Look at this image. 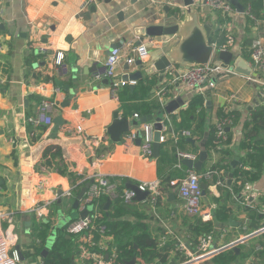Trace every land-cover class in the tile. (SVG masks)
<instances>
[{"label":"crops","instance_id":"1","mask_svg":"<svg viewBox=\"0 0 264 264\" xmlns=\"http://www.w3.org/2000/svg\"><path fill=\"white\" fill-rule=\"evenodd\" d=\"M116 1L0 0V24H3L0 28L2 45L0 49V211L12 216L14 223V230L10 229L12 236L15 235V229L20 232L21 238L16 245H19L23 259L20 258L19 251L14 246L20 264H24L26 260L29 264H41L44 256L42 253L37 255L35 260L25 259L24 255V251H32L29 245L35 236V223L40 224L44 216L45 218L55 216L54 219L59 220L63 214H70L69 219L79 215L78 208L76 211L74 208V211H70V204L73 207L79 190L90 182L95 174L102 173L117 183L125 182V184L128 180L137 183L159 179L156 158L151 160V157L140 156L138 146L126 144L123 141H113L106 131L116 111L123 116L122 106L119 99L112 96L108 79H92V67L95 63L101 65L109 53L108 48L102 43L103 36L109 42L121 45L123 42L128 43L136 39L137 35L134 32L136 26L156 23L173 24L178 20L170 12L172 8H175V3L166 10L164 4L169 0ZM196 1H198L202 19L209 22L212 29L220 26L228 32L233 42L235 41L231 47L234 55H241L240 42L246 35L250 34L254 37L258 34L264 35V12L248 33L246 28L250 26H248L245 11L240 12L235 7L236 12L225 24L218 11L211 10L201 0ZM176 2L180 4L181 0ZM92 6H96V12L100 18V22L94 26L89 23L92 18ZM3 30L6 32H1ZM68 34H72L73 41H78L75 47L67 41ZM177 39L176 35L157 37V42L149 47V58L142 61V64L135 61L127 67V62L120 60L115 79L124 77L125 74L130 77L137 72H141V78L150 74L157 79L155 87L151 90L154 96L157 95L158 87L163 85L170 89L166 103L177 96L184 99L181 84L167 83V76L164 75L160 79L158 71L153 73L145 71L146 67ZM62 55L63 59L70 64L71 71L66 77L60 78L64 82V86L61 87L56 84V77L53 79L52 77L56 59ZM28 56L33 60L32 68L25 65ZM221 79L222 87L239 92L241 99L236 106L242 111V116H247L250 104L260 95V88H258L260 84L247 80L239 73H223ZM262 79L264 80V73ZM38 84H44L45 88H38ZM54 85L60 87V91H55ZM31 94L39 95L41 99L43 96L53 98L52 115L54 117L58 114L62 115L65 120L57 135H53L54 124L52 123L47 125L37 141L30 140L29 118L37 113L39 105ZM207 100H210L209 105L212 110L210 117L213 121L216 119V108L222 104L223 100L213 92ZM157 115L159 113L154 117ZM128 118L131 130H139L144 123L139 116L132 115ZM34 128L35 132H40L36 125ZM234 131L233 145L236 146L241 135L240 126L237 125ZM126 134L127 132L123 133L122 137L124 138ZM50 143L59 144L62 147L63 157L70 173L60 175L54 171L36 169L35 165L41 157L43 148ZM102 148L105 150L100 153L98 150ZM219 156L220 154L213 153L212 162ZM227 179L228 174L225 175V180ZM40 180L43 181V186L38 185ZM159 185L162 192L159 203L154 205L157 209L156 213L153 211V204L145 198L134 199L130 203L132 210L126 214L130 216L137 211L145 210L146 214L142 215L141 220L146 230L158 235L159 238L162 233L172 238L173 235L168 234L169 229L174 233L173 226L187 230L188 223L192 219L185 218L187 213L184 209V200L178 192L174 188L167 190L161 182ZM125 189L128 187L126 186ZM209 189L211 193L219 194L218 188L210 185ZM64 192L65 194L62 195ZM49 198L52 199L51 206L42 218L31 211V207L35 204ZM238 201L241 207H250L257 211L260 214L259 222L250 220L246 216V210H239L240 208L235 206L233 214L229 216L232 220L228 219V224L224 227L231 229L229 235L222 238L223 232L220 231L222 227H215L210 233L212 239L209 242V248L217 247V240L220 243L223 239V244H227L251 234L255 230L252 222L259 227L264 225V176L255 182L248 183ZM210 204L214 202L204 198L202 207H209ZM50 210L55 211L56 215L50 216ZM181 210L183 214H186L180 216ZM26 221L30 223L26 225ZM241 222L248 225L241 226ZM7 225L8 221L5 222V226ZM124 233L125 231L119 235H107L104 244L111 250ZM208 235L203 237L207 239ZM261 237L264 240V233ZM250 238L239 243L238 246L248 242ZM76 244V241L70 243V252H73L75 256L73 264L77 260ZM259 258L257 264H264V259L261 256Z\"/></svg>","mask_w":264,"mask_h":264},{"label":"trees","instance_id":"2","mask_svg":"<svg viewBox=\"0 0 264 264\" xmlns=\"http://www.w3.org/2000/svg\"><path fill=\"white\" fill-rule=\"evenodd\" d=\"M245 7V15L249 24L246 31L250 33L255 21L263 16L264 0H240ZM178 8H172L171 13L177 12ZM6 32V31H1ZM211 41L216 42L218 47L231 49L233 40L220 26H215L211 31ZM255 37L250 34L246 35L240 42V54L246 58H250V46ZM33 60L26 57L25 65L32 68ZM157 79L155 76L147 74L139 78L134 88L129 85L125 86L118 93V99L122 106V114L130 117L137 113L139 117L155 115L162 113V103L157 96L151 91L155 87ZM260 95L258 99L249 106L248 115L242 116V111L238 109L237 100L232 107L225 108L222 102L216 108V119L211 120V108L207 103V97L204 93L195 91L184 94L185 105L177 112L169 114L170 126L164 131L166 138L160 143L159 155L155 159L158 177L161 183L165 185L167 190L174 188L178 192L177 187L171 185V180H182L187 175L188 167L179 160L178 151L186 150L195 152L199 156V152L204 149L207 151L208 158L199 172L205 170H214L211 178L202 177V181L207 183L206 193L212 196L215 207L212 210L213 217L211 219H203L200 215H193V219L188 223L185 232V241L192 248L196 249L201 238L210 234L215 227H226L229 216L233 214L235 206L239 210H246V216L254 221L259 222L260 214L250 207H241L238 199L245 186L248 183L255 182L264 176V86L260 84ZM31 97L41 102V96L31 94ZM223 117H230L231 120L224 127V134L218 135L217 120ZM167 123H169L167 121ZM34 125L40 132H35ZM239 125L241 135L237 145H233L235 131L234 128ZM47 125L35 123L29 120L28 132L32 142L37 141L41 133L45 131ZM188 130L189 135L184 131ZM206 136L204 146H201V140ZM193 137L195 141H191ZM136 145L137 144H133ZM105 150H98L100 153ZM213 153L220 154L219 158L212 162ZM234 155L239 156L238 164L233 167L231 160ZM241 164V165H240ZM38 171H54L60 175L70 173L67 168L66 161L63 157L62 147L59 144L50 143L43 148L40 159L35 165ZM232 171L233 177L230 184L227 180L222 185H218L219 194L211 193L209 187L218 177L223 179L227 172ZM114 180V179H113ZM117 188L122 192L126 188L125 182H118ZM108 195L102 194L100 198L95 200V206L98 210L97 223L106 224L107 235L122 234V238L116 243V258L125 262L136 257V264H171V262H182L185 256L178 250L174 242L161 244L159 236L146 230L144 223L132 224L130 217L126 216L131 209V202H126L123 197L113 198L110 205L105 209L104 205L108 199ZM160 201V196H158ZM62 206V205H61ZM242 208V209H241ZM73 210L72 204L69 207ZM49 215H56L55 211L50 210ZM41 219L40 224L34 226L35 236L31 241V252H25V259L31 258L35 260L37 255L41 254L44 247L49 246L48 252L42 257L41 264H73L74 258L70 254V240L66 237L65 229L68 222L76 219L79 215L72 216L65 225L58 227L57 218L48 217ZM56 228L52 243L49 238ZM33 234V231H32ZM96 238H99L95 231ZM261 245V248H256ZM221 246L217 240V247ZM239 252L233 247L220 250L212 257L205 260L204 264H244L245 260L250 256L255 258V263L260 259H264V240L261 236L256 235L249 239L248 242L239 246Z\"/></svg>","mask_w":264,"mask_h":264},{"label":"built area","instance_id":"3","mask_svg":"<svg viewBox=\"0 0 264 264\" xmlns=\"http://www.w3.org/2000/svg\"><path fill=\"white\" fill-rule=\"evenodd\" d=\"M201 2L207 5L211 10L218 11L225 24L232 18L236 12L235 6L228 0H201ZM224 26V25H223ZM138 36L136 37V39ZM135 39V40H136ZM135 40H130L128 43L123 42L121 45L114 47L107 55L105 61L99 65L95 63L92 67V79L101 80L108 79L110 82L111 94L115 99H118V93L127 85H135L137 83L136 78L120 77L115 79L116 68L120 60L126 61L128 64H132L137 59L142 61L146 60L150 56V45L157 42V36H145L139 43H135ZM2 45L0 43V49ZM223 49H229L226 46L219 47ZM247 62L252 66L253 73L249 76H244L251 82H256L264 86V80L262 79L264 73V35L258 34L252 41L250 46V58ZM71 71L70 64L63 59V55L56 59L55 67L53 71V77L64 78L69 75ZM226 74H237L229 67H222L214 63L191 65L188 67H181L176 64H170L166 67L164 75L167 76V83L181 84L184 94L199 91L208 97L211 93H215L223 100L225 108L232 107L235 101L240 100V95L237 90L228 89L221 86V76ZM38 88L44 89V84H38ZM55 91H60V87L54 85ZM170 89L168 86H159L156 91V96L162 103V129L160 134V142L164 141L166 135L164 131L170 126L169 114L165 112L164 106L166 104L167 97L169 96ZM261 94V93H260ZM54 100L50 96H43L41 102L38 105L37 113L34 116H30V121L35 123L50 125L53 123L52 108ZM134 117H138L137 113L133 114ZM119 116H122L121 114ZM231 120L230 117H223L217 120V132L218 135L224 134V127L227 122ZM167 121L169 123H167ZM141 130V142L137 146L139 147V155L142 157H152L153 155V141H154V121H147L139 128ZM189 135V131H184ZM137 130H131L124 136L123 142L126 144H135L137 138ZM179 160L182 161L185 158L192 159L193 161L198 159V154L186 150L178 151ZM241 165V164H240ZM214 170H205L199 172L195 168L187 169V175L182 179L171 180V185L176 186L179 196L184 200V209L188 214L200 215L203 219H211L213 217L212 210L215 207L214 204H210L209 207H202V177L211 178ZM225 177L221 179L218 177L212 184L214 188H218V185H222ZM160 178L155 180H144L137 182L136 184L141 190H149L146 196L153 206L159 203L158 196L161 197V188L159 183ZM43 181H39L38 185L43 186ZM69 191H67V194ZM65 192L62 194L64 195ZM102 194L108 195L111 199L116 197H123L126 202L134 201L136 191L128 188L122 192L118 191L117 182L108 175L97 173L92 178L86 191L79 200L78 210H87L84 217H78L68 222L65 233L66 237L72 241H76V255L77 260L75 264H126L120 259L116 258L115 247L111 250L104 244V239L107 237L106 224L97 223L98 210L95 206V200L100 198ZM58 197V196H57ZM52 199H46L40 203L31 207V211L35 212L38 217H42L43 214L51 206ZM156 213L157 209L153 208ZM12 216L0 211V264H19V256L16 251L10 249L11 244L14 245L18 240V235L12 236L10 229L13 228ZM8 221V225L5 226V222ZM95 231L98 233L99 238H96ZM255 235L261 236L264 233V225L254 230ZM168 234L173 235L174 243L177 245L178 250L185 255V260L176 264H202L206 259L212 257L219 252L222 247L228 245V248L238 245L244 242L243 237L231 241L227 244H223L219 247L209 248V242L211 241V234L207 239L202 237L200 243L196 249H192L185 241V239L176 235L171 229L168 230ZM207 236V235H206ZM165 241L162 240V243ZM161 243V244H162ZM256 248H261V245H257ZM255 258L248 257L244 264H254Z\"/></svg>","mask_w":264,"mask_h":264},{"label":"water","instance_id":"4","mask_svg":"<svg viewBox=\"0 0 264 264\" xmlns=\"http://www.w3.org/2000/svg\"><path fill=\"white\" fill-rule=\"evenodd\" d=\"M119 1V0H117ZM132 2L136 0H131ZM176 1L178 0H169L164 4V8L168 10L169 7L173 6L175 3V8L179 10L175 13H172L174 17H177L178 20L173 24H148L142 26H136L134 29L135 34L138 38L135 40V43H139L141 39L145 36H164V35H176L178 39L175 43H173L162 55H160L156 60H154L149 66L146 67V73H153L158 71L159 78L162 79L164 77L165 69L170 64H176L181 67H188L191 65H202L207 64L209 62L220 65L222 67H229L236 73H239L244 76H249L253 73L252 66L247 62L246 58L242 55H234L233 50L231 49H223L219 48L216 42L211 41V31L212 26L209 22H206L202 19L199 4L196 0H181V3L178 4ZM233 6L237 8L238 11L244 12L245 7L241 3L240 0H228ZM100 22L99 14L96 12V6H92V18L89 22L92 26L98 24ZM3 27V24H0V28ZM68 42L75 47L78 41H73L72 34H68L66 36ZM124 39V38H123ZM103 45L108 48V52H110L114 47L118 46L116 42H109V40L103 36L102 37ZM138 64H142V60L137 59ZM34 65H37L34 63ZM128 67V63H126ZM124 77H129L128 74H125ZM130 77H134L136 79L141 78V72H137L135 74H131ZM56 84L59 86H64V82L60 78L55 79ZM130 88H134L135 85H129ZM66 87V86H65ZM185 100L181 96H177L175 98L170 99L164 106L165 112L168 114L173 113L176 109L183 106ZM207 103H210V100H207ZM119 111H116L113 115V121L106 128V131L110 134V137L113 141H123L122 137L123 133L130 131V121L128 117L122 116L119 117ZM153 120L154 121V141H153V155L151 160L157 158L160 150V134L162 129V113L155 116L150 114L148 116L141 117L142 122H147ZM65 123L62 115H56L53 117V135H57L59 128L61 125ZM137 138L135 140L136 144H140L141 142V130H137ZM206 136L201 140V146H204ZM191 141H195L193 137H190ZM208 158L207 151L202 149L199 152L198 159L193 161L192 159L185 158L182 162L189 168H195L196 170H201L204 162ZM239 156H234L231 160V164L235 167L238 164ZM228 179L227 183L230 184L233 177V172H227ZM90 182H87L78 192L74 203L73 208H78L79 199L82 197ZM126 186L136 191V195L134 196L135 200H143L146 198L149 190H141L138 185L130 180L127 181ZM202 186V194H205L207 183L201 180ZM172 196V193L170 194ZM111 198L108 197L104 207L107 209L110 205ZM87 213V210H83L79 212L80 217H84ZM232 220L231 217L229 219ZM30 221H26V225L29 224ZM255 229H258L259 226L252 222ZM255 235V232L251 234H247L243 236V240L250 238ZM229 246L226 245L221 248V250L227 249ZM239 252V246L236 244L233 246ZM49 246L47 245L42 250V255H46L48 252ZM20 258L23 259L24 256L19 251ZM126 264H136V257H133L129 260L125 261ZM171 264H176V262H171Z\"/></svg>","mask_w":264,"mask_h":264},{"label":"rangeland","instance_id":"5","mask_svg":"<svg viewBox=\"0 0 264 264\" xmlns=\"http://www.w3.org/2000/svg\"><path fill=\"white\" fill-rule=\"evenodd\" d=\"M117 2V1H116ZM177 18V17H176ZM160 186V185H159ZM204 198H209L210 199V201H212L213 199H212V196L209 194V193H207L206 195L204 194L203 196H202V206H203V200H204ZM66 210V209H65ZM77 209H75V211H76ZM73 211V210H72ZM66 212V211H65ZM186 212V211H185ZM187 213V212H186ZM186 213H184V214H186ZM143 214H146V211L145 210H142L141 212H139V211H137L136 213H134L133 215H130V216H128V215H126V216H128V217H130V219H131V222H132V224H134V223H138V222H140V223H142V220H141V218H143L142 217V215ZM183 214V212H182V210L180 211V213H179V215L180 216H183L184 215ZM70 214H63V216L61 217V218H59V220H57L56 221V225L57 226H59V227H61V226H63V225H65L66 224V222L68 221V219H69V216ZM185 218L186 219H188V220H190V219H193L194 217H193V215H191V214H186L185 215ZM171 222H173V220H170ZM12 224H14V223H12ZM248 225L247 223H245V222H241V226L242 225ZM172 226V225H171ZM8 227H9V225H8ZM147 227H148V225H147ZM13 228H14V225H13ZM174 230H175V234L176 235H178L179 237H181V238H185V232H186V230H185V228H179V227H172ZM224 228V227H223ZM223 228H222V230H220V231H222L223 232V237L222 238H226L228 235H229V233H230V230L231 229H226V228H224V230H223ZM256 230V229H255ZM16 231V232H15ZM15 231H14V233L16 234V235H18V240H17V242L14 244V245H12L11 244V247H10V249L11 250H14V246H15V248L18 250V251H20V249H19V245H16V244H18L19 243V240H20V232H19V230H16L15 229ZM55 232H56V228L55 229H53V232H52V234H51V237L49 238V243H52V238L54 237V235H55ZM254 232V231H253ZM11 234H12V232H11ZM13 235V234H12ZM158 236V235H157ZM246 236V235H245ZM122 238V236L120 237V239ZM160 241H161V243H162V240H164L165 242L164 243H162L163 245L164 244H166V243H168V242H174V239H173V237L172 238H170V237H167L166 236V233H162L161 234V236H160ZM226 242V241H225ZM224 243V240L222 239L221 240V242H220V244H223ZM73 249V248H72ZM71 251V250H70ZM71 254H72V256L73 257H75L74 255H73V252H70ZM22 254V253H21ZM183 254V253H182ZM184 255V254H183ZM185 256V255H184ZM186 258H184L182 261H184ZM205 263V261L202 263V264H204ZM20 264V263H19ZM24 264H29L28 262H27V260L24 262Z\"/></svg>","mask_w":264,"mask_h":264}]
</instances>
